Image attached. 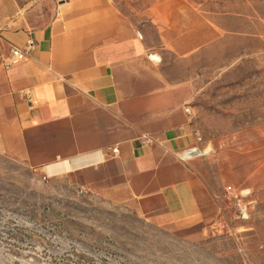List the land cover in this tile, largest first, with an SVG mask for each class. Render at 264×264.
<instances>
[{
  "label": "crops",
  "instance_id": "obj_1",
  "mask_svg": "<svg viewBox=\"0 0 264 264\" xmlns=\"http://www.w3.org/2000/svg\"><path fill=\"white\" fill-rule=\"evenodd\" d=\"M55 3L34 16L0 0V150L46 176L116 167L124 183L141 177L145 212L197 217L193 183L172 169L194 145L184 105L189 64L215 35L206 11L195 0ZM29 41L24 60L11 56Z\"/></svg>",
  "mask_w": 264,
  "mask_h": 264
},
{
  "label": "rangeland",
  "instance_id": "obj_2",
  "mask_svg": "<svg viewBox=\"0 0 264 264\" xmlns=\"http://www.w3.org/2000/svg\"><path fill=\"white\" fill-rule=\"evenodd\" d=\"M53 2L20 0L34 16ZM195 2L215 29L184 105L203 153L172 171L193 183L198 216L145 212L141 177L116 167L46 176L0 150V264H264V0Z\"/></svg>",
  "mask_w": 264,
  "mask_h": 264
},
{
  "label": "built area",
  "instance_id": "obj_3",
  "mask_svg": "<svg viewBox=\"0 0 264 264\" xmlns=\"http://www.w3.org/2000/svg\"><path fill=\"white\" fill-rule=\"evenodd\" d=\"M32 44H33L32 41H29L27 48H24V49H21L17 46H12L10 49L11 56L17 60H24L27 57V49L30 48L32 46ZM139 140L144 145L150 143V141H151L150 137L147 135H142L139 138ZM113 151L115 152V151H117V149H113ZM183 152H184V154H186V156H183V154H182V158L184 160L192 159V158L199 156L203 153L202 151L198 150L196 147L187 148ZM227 190L232 191L231 187H228ZM241 211H243V210H241Z\"/></svg>",
  "mask_w": 264,
  "mask_h": 264
}]
</instances>
